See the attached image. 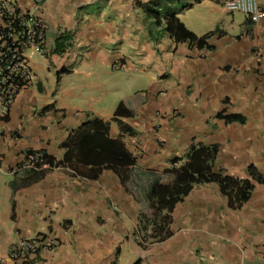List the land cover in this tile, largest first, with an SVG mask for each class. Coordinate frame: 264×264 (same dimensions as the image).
<instances>
[{"label":"crops","instance_id":"0c3cea01","mask_svg":"<svg viewBox=\"0 0 264 264\" xmlns=\"http://www.w3.org/2000/svg\"><path fill=\"white\" fill-rule=\"evenodd\" d=\"M148 1L0 0L45 24L40 51H24L30 83L0 113V261L8 264L18 237L41 234L55 245L33 264H264L263 186L238 210L215 185L195 186L172 213V236L143 247L134 235L136 193H125L112 172L89 181L62 167L26 168L28 152L61 161L68 134L99 118L136 156L129 186L139 175L147 189L192 142L217 147L215 171L247 178L253 165L264 174V20L227 12L226 0H184L177 18L197 37L216 30L210 48L166 36L156 44L140 10ZM61 33L70 40L57 53ZM133 73L148 81L145 100L127 104L134 117L117 118ZM219 112L244 123L216 119Z\"/></svg>","mask_w":264,"mask_h":264},{"label":"trees","instance_id":"16d2710c","mask_svg":"<svg viewBox=\"0 0 264 264\" xmlns=\"http://www.w3.org/2000/svg\"><path fill=\"white\" fill-rule=\"evenodd\" d=\"M187 7L189 6L184 0H149L140 5L144 18L149 21L147 32L153 43L157 44L166 36L175 45L187 43L191 48H210L207 40L217 31L200 37L188 31L177 18L178 13ZM3 17L8 23L7 28L16 27V20L6 17L5 12ZM69 40L68 33H61L55 40V52L64 51ZM145 94L142 91L136 92L131 98H142L132 103L144 101ZM132 103L121 100L115 109V117H134V110L127 106ZM49 108H41L40 113ZM2 118L5 119L6 116ZM216 119L244 123L242 116L224 112L217 113ZM60 147L63 150L61 161H55L44 152L26 153V160L34 165L30 171L62 167L69 169L74 177L89 181L97 180L103 171H110L117 177L125 193L132 195L129 191L130 168L135 165L136 156L127 150L120 139L109 136L106 122L99 118L86 120L68 134ZM217 152L215 145L205 146L192 142L184 155L169 160L168 167L147 189L139 195H132L139 206L134 235L141 246L160 243L172 236V213L176 205L197 185H215L226 199L227 207L232 210L240 209L250 199L255 185L264 187V174L259 173L253 165L247 167V178L227 175L222 170L215 171ZM133 264H139V260Z\"/></svg>","mask_w":264,"mask_h":264},{"label":"built area","instance_id":"2783aa9c","mask_svg":"<svg viewBox=\"0 0 264 264\" xmlns=\"http://www.w3.org/2000/svg\"><path fill=\"white\" fill-rule=\"evenodd\" d=\"M42 0H36L40 2ZM224 8L229 13L240 14L252 23L264 20V11L258 6L257 0H226ZM6 17L17 21L14 28H7ZM45 24L30 15H24L10 3L0 5V113L5 114L9 106L22 87L31 81V71L26 55L27 47H33L40 51L43 45ZM28 162L26 168H33ZM53 240L45 244L41 234L31 238L18 237L9 249L8 264H33L39 250L42 247H52ZM0 264H6L0 261Z\"/></svg>","mask_w":264,"mask_h":264},{"label":"rangeland","instance_id":"374dc122","mask_svg":"<svg viewBox=\"0 0 264 264\" xmlns=\"http://www.w3.org/2000/svg\"><path fill=\"white\" fill-rule=\"evenodd\" d=\"M140 73H133L131 74V79H135V82L131 85V86H127L129 85L126 84V80H124V84L125 86L121 89V95H122V99L124 98L128 103H132V102H137L140 98L142 97H136L135 99L130 98L133 96L132 91L134 92H147L145 89L148 88V81H146L145 79H142V77L140 76ZM141 77V78H140ZM124 79V77H122ZM147 100V98H146ZM149 181V179H147V182ZM145 182V179L140 178L139 175L136 176V179L134 181L133 185H130L129 188L131 190H133L136 194L135 195H139L143 190L146 189L145 185L143 184ZM133 197V196H132Z\"/></svg>","mask_w":264,"mask_h":264}]
</instances>
